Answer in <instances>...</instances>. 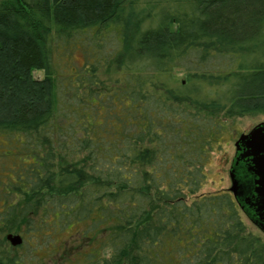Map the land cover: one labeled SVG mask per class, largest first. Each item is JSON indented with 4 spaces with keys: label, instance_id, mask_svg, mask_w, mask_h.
<instances>
[{
    "label": "trees",
    "instance_id": "obj_1",
    "mask_svg": "<svg viewBox=\"0 0 264 264\" xmlns=\"http://www.w3.org/2000/svg\"><path fill=\"white\" fill-rule=\"evenodd\" d=\"M55 39L83 54L70 74ZM254 114L264 0H0V133L25 159L0 193V264L62 225L92 239L79 264H264L232 194H200L221 116Z\"/></svg>",
    "mask_w": 264,
    "mask_h": 264
},
{
    "label": "rangeland",
    "instance_id": "obj_2",
    "mask_svg": "<svg viewBox=\"0 0 264 264\" xmlns=\"http://www.w3.org/2000/svg\"><path fill=\"white\" fill-rule=\"evenodd\" d=\"M52 61L53 69L60 70L61 74H70L72 69L70 66L80 67L84 61L81 50H64L63 40H52ZM65 52V54H64ZM68 61V63H66ZM67 64V65H66ZM31 75L35 78L44 76L43 70H33ZM173 76L177 79H182L184 72L181 69H174ZM61 83L58 80V86ZM56 86V92L61 101H64V88ZM226 125V129L218 145L206 163L207 180L200 190V194H212L227 190L230 187V179L228 169L231 159L234 154V141L240 133L247 132L255 124L264 121V115H244V116H221ZM17 136L9 140V135L0 133V193L5 183L12 180L17 170L25 163V159L18 157L19 144H17ZM244 217V216H243ZM244 221L248 230L261 235L262 234L247 218ZM49 223V219H47ZM79 228V227H78ZM77 227L55 226L48 227L36 236V243L30 247V238H24L27 243H24L21 248L17 249V253L24 255L26 258H31L30 264H79L82 261L80 256L82 253L88 252L92 246V239L85 238L84 234H80ZM14 234H21L13 232ZM1 238V234H0ZM6 240V239H5ZM4 247L13 253L10 245L6 240ZM110 249H103V255L109 256Z\"/></svg>",
    "mask_w": 264,
    "mask_h": 264
},
{
    "label": "water",
    "instance_id": "obj_3",
    "mask_svg": "<svg viewBox=\"0 0 264 264\" xmlns=\"http://www.w3.org/2000/svg\"><path fill=\"white\" fill-rule=\"evenodd\" d=\"M234 145L229 191L249 221L264 234V121L240 134ZM5 239L13 247L22 243L20 234L7 233Z\"/></svg>",
    "mask_w": 264,
    "mask_h": 264
},
{
    "label": "flooded vegetation",
    "instance_id": "obj_4",
    "mask_svg": "<svg viewBox=\"0 0 264 264\" xmlns=\"http://www.w3.org/2000/svg\"><path fill=\"white\" fill-rule=\"evenodd\" d=\"M260 122H263V121H260ZM260 122H259V123H260ZM257 124H258V123H257ZM257 124H255V125H257ZM255 125H254V126H255ZM254 126H253V127H254ZM253 127H252V128H253ZM252 128H251V129H252ZM248 131H249V130H248ZM248 131H247V132H248ZM247 132H243V133H247ZM240 134H242V133H240ZM240 134H239V135H240ZM239 135H238V137H239ZM238 137H237V138H238ZM237 138H236V139H237ZM236 139H235V141H236ZM235 141H234V143H235ZM234 148H235V145H234ZM234 156H235V150H234V154H233V157H232L231 162H230V165H229V169H230V167H231L232 160H233ZM229 169H228V171H229ZM230 185H231V182H230ZM227 191H229V188L227 189ZM229 192H230V191H229ZM230 193H231V192H230ZM231 194H232V193H231ZM232 196H233V194H232ZM233 199H234L235 203L237 204L239 210H240L241 213L243 214V216H244L245 218H247L246 215H245V213L242 211V209H240V207H239L237 201L235 200L234 196H233ZM247 220L249 221L248 218H247ZM249 222L252 223L251 221H249ZM252 224H253V223H252ZM253 226H255V227L261 232V230H260L256 225L253 224ZM261 233H262V232H261Z\"/></svg>",
    "mask_w": 264,
    "mask_h": 264
}]
</instances>
